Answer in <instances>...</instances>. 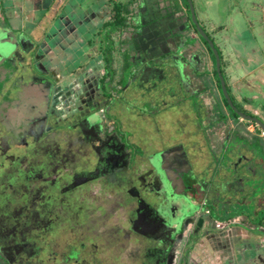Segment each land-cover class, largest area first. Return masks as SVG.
Returning <instances> with one entry per match:
<instances>
[{
    "label": "flooded vegetation",
    "instance_id": "af4514ba",
    "mask_svg": "<svg viewBox=\"0 0 264 264\" xmlns=\"http://www.w3.org/2000/svg\"><path fill=\"white\" fill-rule=\"evenodd\" d=\"M114 14L78 19V59L0 20V264H264V150L205 62L178 72L195 46L136 50Z\"/></svg>",
    "mask_w": 264,
    "mask_h": 264
},
{
    "label": "crops",
    "instance_id": "0c3cea01",
    "mask_svg": "<svg viewBox=\"0 0 264 264\" xmlns=\"http://www.w3.org/2000/svg\"><path fill=\"white\" fill-rule=\"evenodd\" d=\"M75 1L0 0V20L2 16L8 18V29H12L17 36L24 35L30 40L45 41L48 46L58 47L57 54L60 57L63 52L72 54L76 50L72 49V43L88 36L75 34L78 19L80 22L87 20L93 12L108 13L114 4L131 3L130 0H93L90 6L81 9L84 13L80 15L77 13L80 4ZM157 1L149 0V6L155 5ZM174 1L180 3L185 13L189 14L186 0ZM192 3L196 21L218 51L220 72L233 102L248 116L264 122V0H192ZM197 33L194 29L191 34L196 43L190 52L203 54L201 57L206 64L207 82L192 81V85L195 89L206 87L213 91L225 112L214 53ZM89 38H86V43L90 41ZM93 50L85 54H97V50ZM197 72L192 71V76L198 79ZM231 126L237 130L235 135L239 144L246 141L243 134L248 131L246 143L251 150V157L261 156L264 150V136L261 134L264 130L255 122L238 115ZM256 199L252 200L253 207L257 206Z\"/></svg>",
    "mask_w": 264,
    "mask_h": 264
},
{
    "label": "water",
    "instance_id": "95a60500",
    "mask_svg": "<svg viewBox=\"0 0 264 264\" xmlns=\"http://www.w3.org/2000/svg\"><path fill=\"white\" fill-rule=\"evenodd\" d=\"M188 4L189 14L185 13L182 9L180 3L174 0H158L153 6H149L148 0H130V5L128 7V21L129 25L128 35L126 37V42L131 43L136 50L139 47H143L142 51L151 52L153 49H158L163 43L168 41H173L177 47L176 50L179 52L183 51V48H190L196 43L192 37L194 29L198 32L199 36L208 45L210 50L214 53L215 63H216V73L219 74L221 79V91L223 96L227 100L229 106L236 112L238 116L243 117L245 120L255 122L257 126L264 130V122L257 118L244 115L239 111L231 99L228 97L226 87L224 85L225 79L220 72V58L217 49L213 46V42L208 38L206 32L196 21L194 6L192 0H186ZM148 7L150 9H148ZM150 16L148 20L145 18ZM189 17V19H188ZM168 21L181 22L183 24L182 28H175V26L168 24ZM192 24L195 26L193 28ZM9 44L7 41H0V55L6 57L9 53ZM200 52L194 54L190 52L188 57L181 62H175V67L178 72L182 75L185 82L188 81V77L192 76V71H197L196 67L200 66L204 61L201 57ZM203 56V54H202Z\"/></svg>",
    "mask_w": 264,
    "mask_h": 264
},
{
    "label": "rangeland",
    "instance_id": "374dc122",
    "mask_svg": "<svg viewBox=\"0 0 264 264\" xmlns=\"http://www.w3.org/2000/svg\"><path fill=\"white\" fill-rule=\"evenodd\" d=\"M77 1V3H79L80 5L78 6V8H77V10H78V12L77 13H79L80 15H82L83 13H84V11H82L81 9H85V6H90V3L93 1V0H76ZM186 3H187V1H186ZM82 6V7H81ZM93 30V28H91V31ZM91 34V32L89 31V34L88 35H90ZM92 48V49H91ZM97 48H99V45L97 44V43H93L92 41H91V43H90V46L88 45V44H86V43H83L82 45L81 44H79L78 46H74L73 45V47H72V49H76L74 52H75V54H73V56H75V55H77L76 56V59H78L80 56L81 57H83L84 55H81V54H84L85 52H88L89 53V51H92L93 49L96 51V50H98ZM93 50V51H94ZM10 52H11V50H10ZM73 52V53H74ZM81 52V53H80ZM73 56H72V58H73ZM4 57V56H3ZM0 59H2L1 57H0ZM74 59V58H73ZM76 63V62H75ZM69 64H73V62L72 63H69ZM261 155V154H260ZM264 216V211H263V214H262V212H261V214H258L257 215V219L256 220H260V218L261 217H263Z\"/></svg>",
    "mask_w": 264,
    "mask_h": 264
},
{
    "label": "trees",
    "instance_id": "16d2710c",
    "mask_svg": "<svg viewBox=\"0 0 264 264\" xmlns=\"http://www.w3.org/2000/svg\"><path fill=\"white\" fill-rule=\"evenodd\" d=\"M113 6L115 10V14H114L115 16L112 24L116 25V27H120L121 25L125 24L126 15L129 12L128 11L129 4L124 2V3L114 4ZM231 113L235 115L233 111H231Z\"/></svg>",
    "mask_w": 264,
    "mask_h": 264
},
{
    "label": "built area",
    "instance_id": "2783aa9c",
    "mask_svg": "<svg viewBox=\"0 0 264 264\" xmlns=\"http://www.w3.org/2000/svg\"><path fill=\"white\" fill-rule=\"evenodd\" d=\"M261 135H264V131H262V134ZM217 225L219 226V223Z\"/></svg>",
    "mask_w": 264,
    "mask_h": 264
}]
</instances>
